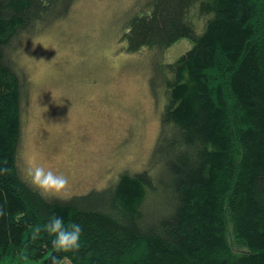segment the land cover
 <instances>
[{"label":"trees","instance_id":"obj_1","mask_svg":"<svg viewBox=\"0 0 264 264\" xmlns=\"http://www.w3.org/2000/svg\"><path fill=\"white\" fill-rule=\"evenodd\" d=\"M74 0H0V264H264V0H144L125 50L193 44L149 76L164 104L147 167L102 188L43 198L18 165L25 74L22 34L65 16ZM205 16L197 31L189 17ZM82 226L79 252L55 253L31 228L53 216ZM232 241L244 250L235 251Z\"/></svg>","mask_w":264,"mask_h":264},{"label":"rangeland","instance_id":"obj_2","mask_svg":"<svg viewBox=\"0 0 264 264\" xmlns=\"http://www.w3.org/2000/svg\"><path fill=\"white\" fill-rule=\"evenodd\" d=\"M143 1L74 0L62 18L21 35L11 58L26 80L18 149L25 176L35 166L63 173L70 196L147 167L164 104L149 76L156 62L175 60L193 42L182 37L163 51H126L123 24ZM189 17L201 30L205 16L193 7ZM229 238L235 251L244 250Z\"/></svg>","mask_w":264,"mask_h":264},{"label":"clouds","instance_id":"obj_3","mask_svg":"<svg viewBox=\"0 0 264 264\" xmlns=\"http://www.w3.org/2000/svg\"><path fill=\"white\" fill-rule=\"evenodd\" d=\"M3 164L5 166H0V174H8L9 168L6 167L7 161H4ZM27 177L30 185L37 190L43 198H68L66 193L69 187V179L63 173L54 172L51 168L46 169L43 166H35L28 169ZM62 194L65 195L62 196ZM82 232L83 229L80 224L70 222L66 226L62 217L53 215L47 223L33 226L29 239L36 241L41 238L42 233H46L54 237L51 243L55 253L70 252L75 254L79 252L81 248ZM49 260L50 264H60L59 257L56 255H51Z\"/></svg>","mask_w":264,"mask_h":264}]
</instances>
